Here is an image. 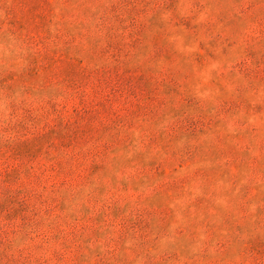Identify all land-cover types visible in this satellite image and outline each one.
I'll list each match as a JSON object with an SVG mask.
<instances>
[{
  "label": "rangeland",
  "instance_id": "rangeland-1",
  "mask_svg": "<svg viewBox=\"0 0 264 264\" xmlns=\"http://www.w3.org/2000/svg\"><path fill=\"white\" fill-rule=\"evenodd\" d=\"M0 264H264V0H0Z\"/></svg>",
  "mask_w": 264,
  "mask_h": 264
}]
</instances>
